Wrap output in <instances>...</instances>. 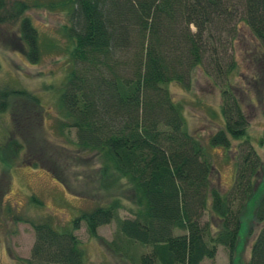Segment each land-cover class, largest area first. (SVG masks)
Returning a JSON list of instances; mask_svg holds the SVG:
<instances>
[{
	"label": "trees",
	"instance_id": "1",
	"mask_svg": "<svg viewBox=\"0 0 264 264\" xmlns=\"http://www.w3.org/2000/svg\"><path fill=\"white\" fill-rule=\"evenodd\" d=\"M6 2L0 0V13ZM64 2L74 48L60 107L80 151L100 157L102 188L130 190L133 206L130 217L121 218L123 202L113 198L82 212L64 230L49 221L32 222L36 239L24 264H86L76 235L82 223L92 236L116 223L111 245L131 264H202L214 260L220 247L232 262L243 213L264 163L248 137L249 120L231 77L238 67L234 50L247 42L264 57V0ZM26 8L20 4L18 14ZM20 30L29 57L38 61L39 38L28 17ZM200 67L223 96L225 125L212 135L211 145L230 149L239 142L236 178L228 194L212 185L213 163L187 131L182 107L168 87L178 83L190 90ZM30 105L32 110L41 106L30 92L0 89V113L9 111L18 131L29 123L35 139L38 118L30 115ZM31 135L20 134V141L12 134L7 144L0 143L2 164L25 149L32 151ZM24 163L44 167L37 158H24ZM32 201L40 203L35 197ZM255 219L259 230L248 264H264V193Z\"/></svg>",
	"mask_w": 264,
	"mask_h": 264
},
{
	"label": "rangeland",
	"instance_id": "2",
	"mask_svg": "<svg viewBox=\"0 0 264 264\" xmlns=\"http://www.w3.org/2000/svg\"><path fill=\"white\" fill-rule=\"evenodd\" d=\"M6 1L7 7L0 13V89L30 92L39 98L41 105L39 110H32L31 105L28 109L32 117L38 118V124H33L35 139L32 131L29 132V123L24 122L23 131H18L20 127L15 125L12 114L0 113V143L7 144L12 134L18 135L20 141V134H32L28 138L32 151L25 149L7 165L0 161V264H24L23 261L31 257L36 239L32 222L49 221L64 230L82 212L107 204L113 198L123 202L121 218H129L133 195L130 190L102 188L104 174L100 157L80 151L75 131L69 129L60 107L59 99L68 81L74 48L67 33L69 6L64 0ZM20 4L27 7L22 14H18ZM25 17L31 20L39 38L40 54L36 62L29 57L21 37L20 26ZM250 45L247 42L244 46L241 42L236 44L234 53L238 67L231 77L249 120L248 137L264 161V73L260 65L264 57ZM168 87L173 100L182 107L187 131L198 138L213 163L212 185L218 184L222 192L228 194L236 178L239 142L233 141L230 149L211 145L212 135L225 125L221 87L202 67L193 72L190 90L178 83ZM24 158L33 161L37 158L44 167L30 168ZM263 193L264 163L257 177L256 192L243 213L233 261L220 247L214 260H205L202 264L249 263L259 230L255 213ZM34 197L40 203L33 202ZM116 229V223H112L92 236L85 224H81L76 235L86 264L132 263L111 245Z\"/></svg>",
	"mask_w": 264,
	"mask_h": 264
}]
</instances>
